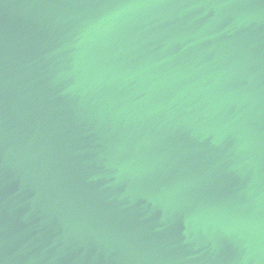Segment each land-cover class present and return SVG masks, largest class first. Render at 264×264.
Listing matches in <instances>:
<instances>
[{"label":"water","instance_id":"obj_1","mask_svg":"<svg viewBox=\"0 0 264 264\" xmlns=\"http://www.w3.org/2000/svg\"><path fill=\"white\" fill-rule=\"evenodd\" d=\"M0 264H264V0H0Z\"/></svg>","mask_w":264,"mask_h":264}]
</instances>
